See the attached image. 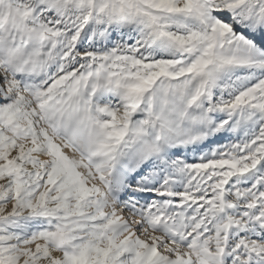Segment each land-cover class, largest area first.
<instances>
[{
    "label": "rangeland",
    "instance_id": "obj_1",
    "mask_svg": "<svg viewBox=\"0 0 264 264\" xmlns=\"http://www.w3.org/2000/svg\"><path fill=\"white\" fill-rule=\"evenodd\" d=\"M0 264H264V0H0Z\"/></svg>",
    "mask_w": 264,
    "mask_h": 264
},
{
    "label": "bare ground",
    "instance_id": "obj_2",
    "mask_svg": "<svg viewBox=\"0 0 264 264\" xmlns=\"http://www.w3.org/2000/svg\"><path fill=\"white\" fill-rule=\"evenodd\" d=\"M254 14H255V13H254ZM254 14L249 13V14L247 15V18H248V19H251V22H250L249 28L255 26L254 24L256 23V21H258V20H255V19H254ZM255 17H256V16H255ZM247 18H246V19H247ZM252 29H253V28H252ZM253 30H254V29H253ZM36 156L39 157V158H41V159H44V156L41 155V153H40L39 150H38V152L36 153ZM134 230H135V226H134L133 222H128V223L126 224V226L123 227V229H122V231H123L124 233H128V234L133 233Z\"/></svg>",
    "mask_w": 264,
    "mask_h": 264
}]
</instances>
